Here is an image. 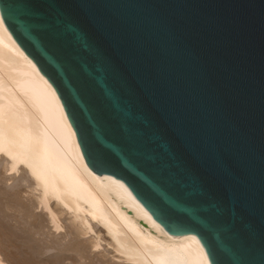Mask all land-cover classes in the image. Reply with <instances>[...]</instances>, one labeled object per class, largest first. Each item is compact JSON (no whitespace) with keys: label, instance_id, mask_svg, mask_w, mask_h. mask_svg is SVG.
<instances>
[{"label":"water","instance_id":"1","mask_svg":"<svg viewBox=\"0 0 264 264\" xmlns=\"http://www.w3.org/2000/svg\"><path fill=\"white\" fill-rule=\"evenodd\" d=\"M0 16L132 217L209 264H264V0H0ZM53 27L87 46L70 58ZM128 122L149 134L135 152Z\"/></svg>","mask_w":264,"mask_h":264},{"label":"bare ground","instance_id":"2","mask_svg":"<svg viewBox=\"0 0 264 264\" xmlns=\"http://www.w3.org/2000/svg\"><path fill=\"white\" fill-rule=\"evenodd\" d=\"M0 21V264H209L189 237L162 240L129 214Z\"/></svg>","mask_w":264,"mask_h":264},{"label":"snow or ice","instance_id":"3","mask_svg":"<svg viewBox=\"0 0 264 264\" xmlns=\"http://www.w3.org/2000/svg\"><path fill=\"white\" fill-rule=\"evenodd\" d=\"M0 23H2V21H0ZM50 41L54 46H58L65 49L70 58H73V51L77 42L84 47L87 46L86 42L82 40L79 34L69 36L60 27H53L51 29ZM85 87H87V84H85ZM121 127L123 128L124 141L134 152L137 151V149L134 148V144L142 141L146 136L149 135L146 129H140L131 122H128L122 125ZM177 131L183 134L182 129L178 128ZM173 159H175L174 156ZM188 175H190V169L187 166L178 168L175 176L176 183L179 184L180 182L176 179L177 176L183 178Z\"/></svg>","mask_w":264,"mask_h":264},{"label":"rangeland","instance_id":"4","mask_svg":"<svg viewBox=\"0 0 264 264\" xmlns=\"http://www.w3.org/2000/svg\"><path fill=\"white\" fill-rule=\"evenodd\" d=\"M27 264H32V263H30V262L28 263V262H27ZM33 264H35V263H33Z\"/></svg>","mask_w":264,"mask_h":264}]
</instances>
